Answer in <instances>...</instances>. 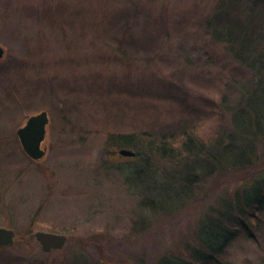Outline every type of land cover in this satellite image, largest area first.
<instances>
[{"label": "rangeland", "instance_id": "374dc122", "mask_svg": "<svg viewBox=\"0 0 264 264\" xmlns=\"http://www.w3.org/2000/svg\"><path fill=\"white\" fill-rule=\"evenodd\" d=\"M221 1L0 0V228L14 232V241L0 247V264H138L142 257L150 264L188 243L208 205L241 186L219 187L224 177L217 175L198 178L186 203L163 209L167 199L153 184L163 178L164 162L154 160L149 171L141 158L119 153L134 148L108 138L173 130L215 107L219 126L227 84L241 78L226 47L212 44L201 25ZM119 7L128 9L130 26H104ZM223 9L264 34V6L224 0ZM121 37L154 41L133 47ZM101 55L118 59L93 62ZM91 75H114L125 87L153 81L160 95L135 87L109 98L76 91ZM42 111L49 117L45 155L32 161L17 130ZM212 128L199 125L208 136L219 129ZM36 232L65 235L66 244L44 252ZM222 260L264 264V242L240 233Z\"/></svg>", "mask_w": 264, "mask_h": 264}, {"label": "trees", "instance_id": "16d2710c", "mask_svg": "<svg viewBox=\"0 0 264 264\" xmlns=\"http://www.w3.org/2000/svg\"><path fill=\"white\" fill-rule=\"evenodd\" d=\"M246 1L255 8L264 6V0ZM223 3L224 0L219 6ZM219 6L200 24H204V30L211 35L212 44L217 42L226 47L228 55L239 68V71L235 70L233 73L241 77L238 81L227 84V92L218 106L219 126L215 107L211 115L195 123L184 122L166 132L108 137L126 147L134 148L135 157L145 161L146 166L149 165V171H154V160L164 162L165 168L161 169L163 178L160 177L153 184L157 189L163 190L162 199H167L162 207L161 203H157L163 209L172 208L170 204L177 206L186 203V198L197 188L198 178H210L214 175L224 177L217 184L219 187L230 181L242 183L233 192L219 195L216 205H208L207 212L188 243L177 249H168L150 264H225L222 258L226 247L240 233L264 242V34L253 33V27L245 24V20L224 9L219 11ZM110 13L114 18L105 21L104 26L114 28L118 21H121L118 28L130 26L126 23L128 9L120 8ZM134 40L131 38V42L127 39L123 41L121 37L120 43L140 47L154 41ZM205 55L213 61L212 54L206 50ZM106 56H94L92 60L112 63L118 59L116 56L111 59ZM230 66L234 70L233 65ZM82 78L88 84L85 87L80 84L76 91L83 93L86 89L91 96L96 93L109 98L132 89L131 87L140 88L143 93L151 96L160 95L154 90L153 81H146L144 86L125 87L127 84L114 81V75L109 78H101L100 75ZM226 120L228 125L225 124ZM207 122H213L212 129L219 127L209 136L203 130L199 131V125ZM259 160L263 162L259 163ZM238 172L241 173L240 176H237ZM173 193H176L174 197ZM147 199L149 201L154 198ZM138 264L148 263L142 257Z\"/></svg>", "mask_w": 264, "mask_h": 264}, {"label": "water", "instance_id": "95a60500", "mask_svg": "<svg viewBox=\"0 0 264 264\" xmlns=\"http://www.w3.org/2000/svg\"><path fill=\"white\" fill-rule=\"evenodd\" d=\"M4 54L0 46V59ZM49 117L46 111L29 116L24 125L17 130V136L25 154L34 161H39L45 155L43 144L46 140L47 125ZM124 157H133L135 153L128 149L119 151ZM36 241L40 244L44 252L62 249L66 244L65 235L55 233L36 232ZM14 232L5 228H0V246H7L13 242Z\"/></svg>", "mask_w": 264, "mask_h": 264}]
</instances>
